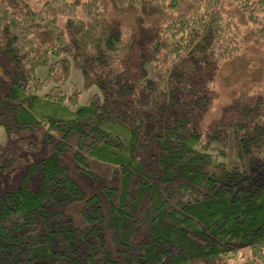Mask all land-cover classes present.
Returning a JSON list of instances; mask_svg holds the SVG:
<instances>
[{"label": "trees", "instance_id": "trees-1", "mask_svg": "<svg viewBox=\"0 0 264 264\" xmlns=\"http://www.w3.org/2000/svg\"><path fill=\"white\" fill-rule=\"evenodd\" d=\"M259 46L264 0H0V68L12 78L0 125L64 137L31 162L24 179L40 174L39 186L0 188V264H264V163L229 168L225 151L209 152L228 132L203 119L217 87L242 88L222 128L241 152L264 145L263 69L248 60ZM73 67L101 91L77 110ZM72 133L78 161L120 168L108 216L59 163ZM16 160L0 143V170ZM78 201L84 229L65 211Z\"/></svg>", "mask_w": 264, "mask_h": 264}, {"label": "rangeland", "instance_id": "rangeland-1", "mask_svg": "<svg viewBox=\"0 0 264 264\" xmlns=\"http://www.w3.org/2000/svg\"><path fill=\"white\" fill-rule=\"evenodd\" d=\"M59 25L66 29V21L60 18ZM251 63H259L263 69L261 79H264V51L261 46L254 50L253 55L248 56ZM253 61V62H252ZM7 65L0 68V95L8 92L11 87V76L6 72ZM41 78L46 76L45 69L37 71ZM207 77L204 81H207ZM247 79H245L246 81ZM252 81V80H251ZM247 81L245 87L256 86L254 82ZM241 88V86H238ZM231 89L217 87L211 95L208 108L203 112L204 123L208 128L219 127L228 132L225 135L226 140H217L212 142L209 152L221 154L229 168L238 167L240 170L249 172L250 169L258 168L264 163V145L250 147L248 152H241L239 143L234 140L232 132L223 124L229 123L234 117L237 108V98L243 95L244 89L241 88L238 96L230 95ZM264 95V88L261 89ZM67 95H73L79 92V96L73 105L74 110L88 105L96 94H101L98 87H85L84 78L81 72L72 68L71 78L65 85ZM63 132L58 128H51L48 124L38 126L36 130L25 128H14L7 130L5 125H0V143L4 147L14 149L17 153V160L11 170H0V188L10 189L14 186L25 184L28 188L34 189L39 186L40 174H35L25 180L24 177L32 161H40L52 155L57 145L63 140ZM68 146L59 156V163L68 169L71 178L85 191L87 197L98 196L102 200L105 216L109 215V200L105 189L107 187H116L119 185L120 168L111 163H105L97 159L86 156L83 161L76 158L78 152V137L75 133L69 135ZM84 201L74 202L65 207L66 214L70 217L73 227L84 229L90 226V223L82 214ZM242 253H246L242 251ZM117 256V254H115Z\"/></svg>", "mask_w": 264, "mask_h": 264}]
</instances>
